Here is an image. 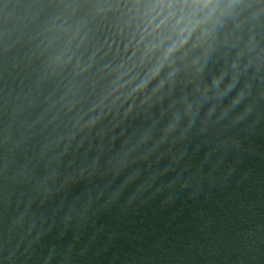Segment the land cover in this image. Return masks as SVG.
I'll return each instance as SVG.
<instances>
[{"label": "trees", "instance_id": "trees-1", "mask_svg": "<svg viewBox=\"0 0 264 264\" xmlns=\"http://www.w3.org/2000/svg\"><path fill=\"white\" fill-rule=\"evenodd\" d=\"M0 264H264V0H0Z\"/></svg>", "mask_w": 264, "mask_h": 264}]
</instances>
